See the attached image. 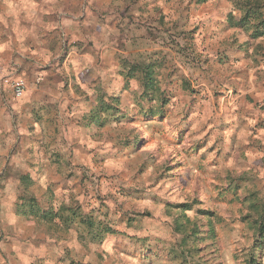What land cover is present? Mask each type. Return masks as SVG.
Masks as SVG:
<instances>
[{
    "label": "clouds",
    "instance_id": "9594fccd",
    "mask_svg": "<svg viewBox=\"0 0 264 264\" xmlns=\"http://www.w3.org/2000/svg\"><path fill=\"white\" fill-rule=\"evenodd\" d=\"M0 264H264V0H0Z\"/></svg>",
    "mask_w": 264,
    "mask_h": 264
}]
</instances>
